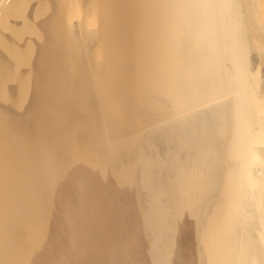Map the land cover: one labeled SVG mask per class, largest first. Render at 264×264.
Here are the masks:
<instances>
[{
  "label": "bare ground",
  "instance_id": "obj_1",
  "mask_svg": "<svg viewBox=\"0 0 264 264\" xmlns=\"http://www.w3.org/2000/svg\"><path fill=\"white\" fill-rule=\"evenodd\" d=\"M47 1L0 105V264H264L253 0Z\"/></svg>",
  "mask_w": 264,
  "mask_h": 264
},
{
  "label": "rangeland",
  "instance_id": "obj_2",
  "mask_svg": "<svg viewBox=\"0 0 264 264\" xmlns=\"http://www.w3.org/2000/svg\"><path fill=\"white\" fill-rule=\"evenodd\" d=\"M242 1L245 2V0H242ZM246 1H248V0H246ZM254 1H258L256 3L257 5H255ZM261 1L262 0H253L254 3L253 2L250 3L252 7H250V4H248V5L244 4L245 5V10H248V13L250 14L249 15L246 12V14H247L246 15V23H247V25H249L248 29H249V35H251L250 38H253V40L251 39L252 41H254V40L257 41L258 40L257 42H258V44L260 46L259 50L261 51V52L257 51V53L259 54V56H258V55H256L257 54L256 53V49H255V51L252 49V51L254 53L251 52V60H252V64L254 63L253 64L254 67L258 66V64H259L258 62H260L259 61L260 58H261V62L260 63H262V61H264V56H262V54H264V27H262V26H264V24H262V23H264V12H262V10H264V9H262V8H264V3H261ZM23 2H24L25 5L20 6V7H16V8H14V10L7 12V14H5V17L0 20V23L7 24L9 21H14V20L23 21L24 18L27 17V15H29V14L32 16L31 20H28L27 22L25 21V23L22 26L16 28L14 31H11V32L10 31H4L3 33H1V31H0V35H1L0 36V50H2L7 55V57H8L7 60H9L8 62L6 60L5 61L6 63L4 62L5 63L4 64L5 65L4 69H6L7 72H8V73L4 72L5 73V77H10L11 75L17 74L16 75L17 77L16 76L13 77V78H16L15 79V84H12L14 82V80L11 83L12 86L14 87V89H15L13 92H10V94H8L9 91L5 88L6 91H7V93H5L6 91H3L5 89H2V87H0V92H1L0 94H2L3 98L6 99V100H3L2 96L0 95L1 96L0 97L1 98L0 105L2 104L1 105L2 107H9L8 104H11L13 101L18 99L16 97V96H18V93H19V99L22 100L21 101V100L18 99V101H21L22 106L24 104L27 105V103H28L27 100H29V99H26V97L30 98L31 93H32V88H27V87H31V85L30 86L27 85V83H29V84L31 83V82H29L31 80L27 79L26 77L29 76L28 75V69L31 66V64L33 63V60H34V57H35V43L41 41V39H40L41 38V34H40L39 30H38V26L37 25L39 24V22L41 20L46 18L52 12L51 3L49 1H47V0H23ZM69 2L72 4L75 1L74 0H69ZM249 2H250V0H249ZM35 3H37V5L31 12V5H33ZM253 5H254V8H253ZM257 7H258L259 11L256 10ZM251 8H253V9H251ZM249 9H251L252 11L249 10ZM260 9H262V10L260 11ZM253 10H255V11H253ZM252 12H254L255 15ZM257 15H259L261 17L258 16V18H256ZM254 16H256L255 19L253 18ZM252 19H253V21H252ZM254 21H255V24L253 23ZM257 21H258V23H257ZM249 22L252 24V26L249 24ZM256 24L259 25V26L261 25L259 27V29H262V31L258 29V26ZM253 26H254V28H253ZM250 27L253 28V29H255V28L256 29L255 30H251ZM256 32H257V34H256ZM259 34H261V35H259ZM254 43H255V41H254ZM254 43H253V46H252L253 48H255L254 47ZM253 59H254V61H253ZM31 61H32V63H31ZM255 62H257V63H255ZM7 64H8V66L6 67ZM259 66H260L261 71L264 70V64H260ZM6 70H4V71H6ZM7 74H9V75L7 76ZM18 74H21V75L18 76ZM25 74H26V76H25ZM262 74H264V72H262ZM22 79L25 80L26 84L24 83L25 84L24 86L19 87L18 83H22V81H19V80H22ZM26 79L29 80V81L27 82ZM8 85H10V82L8 83ZM17 86L19 88H21V89H18V91H16L17 90ZM22 88H24V89H22ZM26 89H28L27 92L25 91ZM19 91H21V92H19ZM2 92H4V93H2ZM15 93H16V96H15ZM23 93H24V95L26 93L25 99H23V96H24ZM4 94H5V96L8 95L9 98H6L8 96L5 97ZM21 96H22V98H21ZM11 97H13V98H11ZM10 99L11 100L13 99L12 102H11ZM4 101H5V104L7 106L4 104ZM8 101H10V103L7 104L6 102H8ZM26 101H27V103H26ZM21 103H19V104H21ZM13 105H14V102H13ZM16 105H17V101H16ZM16 105L14 107H12V109H11L14 112L18 111L17 110L18 106H16ZM1 106H0V108H1ZM22 106H21V109L23 110L25 108V106H23V108H22ZM13 108L15 110H17V111L13 110ZM21 109H19V112H21ZM6 116H8V117L6 118ZM1 118L5 122L9 121V119H10L9 115H5V116H3ZM0 124H1V121H0Z\"/></svg>",
  "mask_w": 264,
  "mask_h": 264
}]
</instances>
